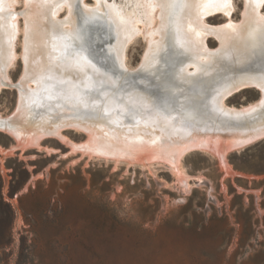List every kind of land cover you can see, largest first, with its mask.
<instances>
[{"label":"rangeland","instance_id":"374dc122","mask_svg":"<svg viewBox=\"0 0 264 264\" xmlns=\"http://www.w3.org/2000/svg\"><path fill=\"white\" fill-rule=\"evenodd\" d=\"M6 2L16 15L17 56L7 73L12 84L0 91V117L14 110L24 69L25 0ZM81 2L89 42L71 51L85 54L126 89L152 95L151 87L158 95L168 85L167 68H160L161 75L141 68L147 48L142 24L133 23L139 32L125 48V63L117 65L109 52L114 30L101 16H90L96 0ZM103 2L127 11L134 6L129 0ZM232 5L230 18L238 23L244 0ZM67 10L64 3L54 19L63 20ZM78 20L73 11L68 29ZM205 20L209 27L228 21L221 12ZM170 24L167 16L166 32ZM205 42L210 50L218 46L211 33ZM259 96L258 89L243 88L225 102L239 108ZM63 134L65 142L46 138L24 148L0 132V264H264V137L221 155L211 142L204 151L191 149L176 170L163 155L106 158L75 151L71 143L85 142L86 134Z\"/></svg>","mask_w":264,"mask_h":264},{"label":"bare ground","instance_id":"6f19581e","mask_svg":"<svg viewBox=\"0 0 264 264\" xmlns=\"http://www.w3.org/2000/svg\"><path fill=\"white\" fill-rule=\"evenodd\" d=\"M81 1L25 0L23 75L14 110L0 117V132L25 148L38 147L46 138L65 142L63 131L74 130L87 139L71 141L72 150L106 158L163 155L176 170L191 149L204 151L211 142L221 155L264 137V0H244L238 23L230 18L232 0H129L131 11L96 0L89 14L101 16L114 30L115 42L108 46L117 65L123 66L125 48L139 32L133 23L142 24L147 48L141 68H153L157 75L167 68L168 85L158 95L126 89L85 54L71 51L89 42ZM64 3L67 16L55 20ZM7 5L0 0V91L12 84L7 73L17 56L15 14ZM73 11L79 20L69 30ZM218 12L228 21L209 27L205 19ZM208 33L218 40L214 50L206 45ZM243 88L258 89L259 98L239 108L228 106L226 99Z\"/></svg>","mask_w":264,"mask_h":264},{"label":"water","instance_id":"95a60500","mask_svg":"<svg viewBox=\"0 0 264 264\" xmlns=\"http://www.w3.org/2000/svg\"><path fill=\"white\" fill-rule=\"evenodd\" d=\"M130 79H132V77L130 76ZM149 89H151V90H149L150 92H152V93H155V94H157L158 93V90L157 89H155V88H151V87H149Z\"/></svg>","mask_w":264,"mask_h":264}]
</instances>
